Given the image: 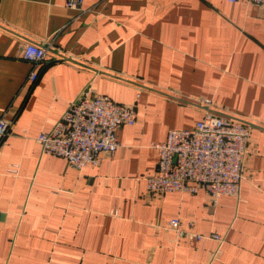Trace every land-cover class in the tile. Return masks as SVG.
I'll return each instance as SVG.
<instances>
[{"label": "crops", "instance_id": "0c3cea01", "mask_svg": "<svg viewBox=\"0 0 264 264\" xmlns=\"http://www.w3.org/2000/svg\"><path fill=\"white\" fill-rule=\"evenodd\" d=\"M28 43L47 48L32 84ZM88 86L135 105L121 147L82 169L42 153ZM251 125L239 196L147 194L153 142L205 113ZM0 264H264V9L247 0H0ZM19 165L18 173L10 171ZM181 227L225 237H180Z\"/></svg>", "mask_w": 264, "mask_h": 264}, {"label": "built area", "instance_id": "2783aa9c", "mask_svg": "<svg viewBox=\"0 0 264 264\" xmlns=\"http://www.w3.org/2000/svg\"><path fill=\"white\" fill-rule=\"evenodd\" d=\"M83 1L66 0V5L79 7ZM247 1L264 9V0ZM23 55L33 64L30 79L34 84L46 62L47 48L28 43ZM194 101L206 107L204 116L192 127L169 129L164 141L152 143L158 152V166L147 177V194L203 191L214 200L224 195L239 196L245 179L244 160L251 125L216 112L210 98L201 97ZM136 121L135 105L116 102L88 86L77 100L70 103L51 130L39 134L38 141L42 153L60 156L75 168L82 169L88 165H99L103 154L117 151L121 147L117 135L119 127L133 125ZM12 125V118H0V157L2 142ZM18 167L13 165L10 171L17 174ZM3 214L0 211V219ZM166 226L188 239L209 237L220 243L225 239L219 233L204 235L185 230L179 217L168 220Z\"/></svg>", "mask_w": 264, "mask_h": 264}, {"label": "rangeland", "instance_id": "374dc122", "mask_svg": "<svg viewBox=\"0 0 264 264\" xmlns=\"http://www.w3.org/2000/svg\"><path fill=\"white\" fill-rule=\"evenodd\" d=\"M204 98H206V97H204Z\"/></svg>", "mask_w": 264, "mask_h": 264}]
</instances>
